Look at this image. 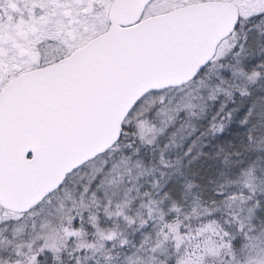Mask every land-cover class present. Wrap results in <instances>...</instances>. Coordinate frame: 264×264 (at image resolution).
<instances>
[{
	"label": "rangeland",
	"instance_id": "374dc122",
	"mask_svg": "<svg viewBox=\"0 0 264 264\" xmlns=\"http://www.w3.org/2000/svg\"><path fill=\"white\" fill-rule=\"evenodd\" d=\"M88 1L73 0L68 3L70 9L65 10L62 7L58 10L53 19L52 28L56 29L55 27L58 26L61 30L60 45H69V38L66 35L68 30L63 18L64 10L70 16L69 11L72 12L74 18L81 16L83 19L82 23L73 26L77 38L72 42V47L68 48L78 47L86 39L81 32L89 16H83L82 10L88 11L92 7L84 5L81 9L80 5ZM202 1L207 0H153L146 8L144 17L166 13ZM222 1L237 5L240 22L235 30L221 42L207 73L197 80L194 87L187 86L174 95L164 94L159 97L156 121L160 134H163L171 121L181 113L186 115L185 123L190 126L191 121L205 111L209 101L227 91L226 87L216 83V79L219 80L222 77L223 67L231 62V59H237L236 53L240 52L243 45L248 24L255 17L264 16V0ZM37 11L39 17H45L42 14L43 11L40 9ZM30 12L32 13V10ZM24 15L26 20L34 16L33 14ZM93 27L90 32L92 34L98 31ZM42 32L45 33V30L43 29ZM51 32L52 30L46 32V35ZM23 53L29 52H25L24 47L20 45L18 52L12 50L5 52L1 49L0 60L3 64L6 62L7 71L0 70V87L5 75H12L17 69L28 65V63L24 64V58L23 61L19 60V56ZM67 53L69 52H64L60 48V52L55 54H58L57 58H61ZM35 54L36 52H30L32 59L35 58ZM231 72L232 79L239 85L248 80L241 71L231 70ZM213 86L214 89H212ZM156 99L151 95L145 96L131 120L141 121V118L155 104ZM145 132L151 137L150 128L147 127ZM184 135L188 137L191 132L186 129L181 130L173 135L171 141H175L178 137L182 138ZM122 150L124 151V148L120 146L113 151L119 154V157L111 169L106 170L108 160H103L98 165H93L87 171L90 174L82 177L78 182H91L101 175L104 203L131 207L132 213L128 220L127 216L121 219L119 231L104 234V242L98 247L86 244L90 246V254L80 264H203L205 258L218 255L225 245L231 243L228 225L215 221V213L222 210L231 211L241 219L239 227L245 231V238L248 240V248L239 264H264V223L257 219L260 204L264 201V167L262 165L252 167L242 176L239 185L243 188L239 194L227 198L220 204L209 206H205L196 199H190L189 210L183 213L178 207L165 211L164 196L159 184L164 176L165 167L169 165L163 157L159 160V167L145 166L140 157L125 156L121 154ZM114 153H112L113 156ZM68 196L69 193L60 198L57 203H51L50 207L42 213L36 211L31 215L12 212L0 204V249L8 248L10 251L8 257L0 258V264H35L45 251L57 254L65 247L69 238L79 237L80 232L73 227ZM98 196L95 193L93 197L99 198ZM185 196L189 198V194H184ZM223 223L228 224V221ZM33 257L37 259L33 260Z\"/></svg>",
	"mask_w": 264,
	"mask_h": 264
},
{
	"label": "trees",
	"instance_id": "16d2710c",
	"mask_svg": "<svg viewBox=\"0 0 264 264\" xmlns=\"http://www.w3.org/2000/svg\"><path fill=\"white\" fill-rule=\"evenodd\" d=\"M239 51L236 53L237 59H231L223 67L222 77L218 78L220 81L216 79V83L226 87L227 91L209 101L205 111L196 116L190 126L185 123L186 115L181 113L171 121L163 134L158 133L156 114L159 97L174 95L187 86L194 87L212 63L183 86L146 95L156 97L155 104L141 121H132L134 112L144 98L141 99L126 119L120 141L111 150L75 170L57 191L24 214L42 213L51 203H57L69 193L68 206L73 227L80 232L79 237L69 238L57 254L45 251L35 264H80L90 254L88 244L98 247L104 242V234L119 231L121 219L125 216L127 220L130 218L131 207L104 203L101 175L91 182H78L90 174L87 171L93 165L103 160H108L106 170L111 169L119 157L113 152L117 147L123 146L121 154L125 156L140 157L145 166L159 167V160L163 157L169 165L165 167L159 184L165 211L178 207L186 213L190 199L209 206L220 204L242 191L243 186L239 185L242 176L256 165L264 167V16H257L248 24ZM231 70L241 71L248 80L239 85L232 79ZM253 73L259 74L253 77ZM147 127L150 128L151 137L145 132ZM185 129L191 132L190 136L184 135L171 141L174 134ZM95 193L99 198L93 197ZM184 194H189V198ZM257 215L258 221L264 223V201ZM214 217L217 223L228 225L231 243L225 245L218 255L205 258L203 264H239L248 248L245 231L239 227L241 219L233 212L224 210L215 213ZM224 221H228V224ZM9 252L8 248L0 249V258L8 257Z\"/></svg>",
	"mask_w": 264,
	"mask_h": 264
},
{
	"label": "water",
	"instance_id": "95a60500",
	"mask_svg": "<svg viewBox=\"0 0 264 264\" xmlns=\"http://www.w3.org/2000/svg\"><path fill=\"white\" fill-rule=\"evenodd\" d=\"M153 0H116L106 32L41 68L11 80L0 95L28 94L39 86H70L101 76L102 101L88 107L81 128L46 140L23 169L0 172V204L28 213L75 170L105 154L123 134L132 109L147 94L194 80L236 28L232 2L208 0L143 18Z\"/></svg>",
	"mask_w": 264,
	"mask_h": 264
},
{
	"label": "snow or ice",
	"instance_id": "6c2138e0",
	"mask_svg": "<svg viewBox=\"0 0 264 264\" xmlns=\"http://www.w3.org/2000/svg\"><path fill=\"white\" fill-rule=\"evenodd\" d=\"M100 80L84 78L70 86L0 95V172L25 168L46 140L78 132L88 107L102 101Z\"/></svg>",
	"mask_w": 264,
	"mask_h": 264
},
{
	"label": "flooded vegetation",
	"instance_id": "af4514ba",
	"mask_svg": "<svg viewBox=\"0 0 264 264\" xmlns=\"http://www.w3.org/2000/svg\"><path fill=\"white\" fill-rule=\"evenodd\" d=\"M70 1L73 0H0V51L3 49L5 52H10L11 50L18 52L20 45V47H24L25 52H29L19 56V60L23 61L24 58V64L28 63V65L17 69L12 75H5L1 82L2 86L0 87V91L18 75L43 67L69 55L109 28L111 24L110 10L116 0H89L80 5L81 9L84 5L85 7H92L88 11L82 10L83 16H89L87 23H85L86 25H84L83 32H81L83 33L81 35L86 39L78 47L68 48L72 47V42L77 38V33L73 26L83 21L81 16L74 18L72 12L69 11L70 16L65 11L70 9L68 4ZM62 7L65 9L63 18L68 30L66 35L69 38V45H60L59 37L61 30L58 26L55 27L56 29L52 28L54 26L53 19ZM38 9L43 11L44 18L43 16L39 17L37 15ZM31 10L32 13L30 12ZM24 14L37 16L26 20ZM91 19L94 20L91 21ZM92 26H94V30L98 29L93 34L90 33ZM41 28L45 30V33L42 32L43 29ZM51 30L52 32L46 35V32H50ZM54 31H56L55 35ZM60 48L64 52L69 53L61 58H57L58 54L55 53L60 52ZM30 52H36L34 59H32ZM5 63L3 64L0 60V70L7 71Z\"/></svg>",
	"mask_w": 264,
	"mask_h": 264
}]
</instances>
